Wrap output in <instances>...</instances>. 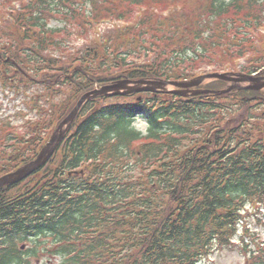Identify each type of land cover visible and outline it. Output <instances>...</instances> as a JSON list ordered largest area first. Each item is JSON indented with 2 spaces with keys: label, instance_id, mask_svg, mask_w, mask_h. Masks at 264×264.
I'll return each instance as SVG.
<instances>
[{
  "label": "trees",
  "instance_id": "1",
  "mask_svg": "<svg viewBox=\"0 0 264 264\" xmlns=\"http://www.w3.org/2000/svg\"><path fill=\"white\" fill-rule=\"evenodd\" d=\"M74 37L84 43L71 48ZM0 52V92L23 106L0 116L1 178L97 87L264 70V0H0ZM262 206L264 91L98 97L42 168L0 188V264H29L32 251L60 264H201L223 249L264 264L237 240Z\"/></svg>",
  "mask_w": 264,
  "mask_h": 264
},
{
  "label": "water",
  "instance_id": "2",
  "mask_svg": "<svg viewBox=\"0 0 264 264\" xmlns=\"http://www.w3.org/2000/svg\"><path fill=\"white\" fill-rule=\"evenodd\" d=\"M262 74L263 73H260L259 76L257 77L244 75V74H209L185 82L122 80L111 85L99 87L91 92H88L87 94L81 97L75 108L60 123L58 128L52 134L50 141L45 145V147L41 150V152L34 161L21 167L17 171L0 178V188L19 183L24 179H26L27 177H29L30 175H32L42 166H44L48 162V160L52 157L59 144L65 138L69 128L76 120L84 104L93 98H97L101 96L114 97V96H120L126 94L129 95V94L143 93V92H154V93L159 91L168 92L169 90H167V88L169 86H173L177 89H180L178 91H172V93L181 96L199 95V94L222 95L231 92L233 89H238V90L251 89L256 91H262L264 90V76H262ZM207 79H218L225 82H233L234 84L223 91L194 90L195 88L201 86ZM245 83H250V85L246 87L241 85ZM253 83L256 85H254Z\"/></svg>",
  "mask_w": 264,
  "mask_h": 264
},
{
  "label": "rangeland",
  "instance_id": "3",
  "mask_svg": "<svg viewBox=\"0 0 264 264\" xmlns=\"http://www.w3.org/2000/svg\"><path fill=\"white\" fill-rule=\"evenodd\" d=\"M61 24L59 22H52L51 26L58 27ZM108 27V25H106ZM105 28V25L102 27ZM84 43V41L77 39L74 37L71 39L70 47H79ZM211 80H207L205 83H210ZM254 84V83H253ZM248 86L247 83L241 84ZM256 85V84H254ZM173 87H169L168 90H173ZM12 96H5L0 92V116L2 115H14L16 112L23 108L20 101L13 102L11 100ZM18 125L19 123L16 122ZM136 127L146 133L147 131V125L143 119L139 118L136 121ZM251 215L249 218H247V226L240 227V234L237 238L240 239L241 236L245 237L247 242L249 243L246 248L252 249L254 251H261V249L264 250V206L260 207L258 210L250 208ZM246 228H249L248 230H245ZM247 257L243 254V252H240L238 249H223L215 251L212 255L207 257L201 264H246ZM33 264H49V261L47 258L41 257L40 261H34ZM52 264H60V260H55Z\"/></svg>",
  "mask_w": 264,
  "mask_h": 264
},
{
  "label": "flooded vegetation",
  "instance_id": "4",
  "mask_svg": "<svg viewBox=\"0 0 264 264\" xmlns=\"http://www.w3.org/2000/svg\"><path fill=\"white\" fill-rule=\"evenodd\" d=\"M41 257L43 258H47V260L49 261V264H52L55 260H57L58 256H54V255H39V254H35L33 251L31 253V255L28 257V262L29 264H33L34 261H40L41 260Z\"/></svg>",
  "mask_w": 264,
  "mask_h": 264
}]
</instances>
